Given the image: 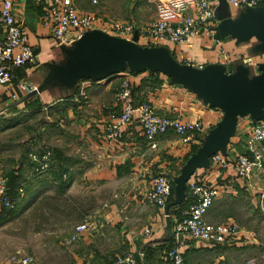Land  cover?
<instances>
[{
  "label": "crops",
  "instance_id": "0c3cea01",
  "mask_svg": "<svg viewBox=\"0 0 264 264\" xmlns=\"http://www.w3.org/2000/svg\"><path fill=\"white\" fill-rule=\"evenodd\" d=\"M73 2L79 11L130 19L137 24L149 21L155 14L153 0ZM45 8L46 3H37L35 0H13V13L27 26L28 41L35 49L36 59L32 64L17 68L10 83L0 84V120L4 122L21 117L19 122L4 128V133L7 129L25 124L26 118L35 113L52 111L54 116H51L53 119L49 124L58 129V134H53V138L62 141V144L56 143L51 147L58 151L54 162L66 167L71 180L67 187L61 188L58 178L52 173H45L48 177L44 178V183L48 181L53 184L49 186L52 192L46 194L49 197L74 195L77 192H89V187L93 193H97L92 202H87V207L91 209L80 213L79 221L75 223L93 219V227L71 240L69 238L75 224L63 233V238L57 230L54 232V241L61 249L56 264H82L85 259L100 261L131 250L143 251L139 264H169L165 251L171 245V238H168L166 231L163 208L149 202L145 195L152 186L154 175L165 173L173 178L174 174L180 172L208 130L220 119L222 112L190 88L175 84L163 73L149 69H127L126 77L132 84L135 100H146L158 113L170 117L200 119L205 132L196 142L187 144L169 130L158 135L156 145L151 147L138 121L133 118L124 126L122 137L109 142L104 135V124L111 113H117L121 108L115 99V89L124 77L123 71L98 80L74 81L68 77L61 67L70 60L68 50L74 44L62 48L55 42L43 18ZM230 10L231 17H234L237 9ZM256 43L253 37L236 43L235 38L229 35L221 39L199 35L192 38V47L186 48V51L193 57L195 66L220 62V47L236 56L250 55L258 62H264V54L255 51ZM167 45L171 52L174 45ZM179 49V46H175L176 51ZM238 61L226 65V71H232ZM250 67L253 73L258 72L257 67ZM22 82L27 88L19 86ZM81 91H84V95ZM58 104L63 106L58 108ZM252 121L249 115L238 117L235 132L227 144L229 156L242 151V141ZM40 128L43 129L41 123ZM192 175L220 189L204 219L210 223L233 221L246 234L230 245L191 239L182 248L185 263L223 264L225 261V264H264V168L255 171L248 182L237 176L231 165L222 167L210 162L196 167ZM35 188L41 189L38 186ZM37 189L34 191L39 193ZM89 200L90 196H87L83 202ZM186 201L185 197L183 202L171 208ZM178 209L171 212L172 215H177ZM146 226L152 228L151 233L141 235L139 232ZM235 251L243 254L240 263Z\"/></svg>",
  "mask_w": 264,
  "mask_h": 264
},
{
  "label": "built area",
  "instance_id": "2783aa9c",
  "mask_svg": "<svg viewBox=\"0 0 264 264\" xmlns=\"http://www.w3.org/2000/svg\"><path fill=\"white\" fill-rule=\"evenodd\" d=\"M153 1L154 17L145 23L137 24L130 19L98 16L95 13L79 11L73 0H35L37 3H46L43 18L48 23L58 45H69L84 32L95 28L127 39L137 32V38L142 45L160 46L171 43L174 45L171 54L175 59L194 65V59L187 53L186 48L192 47V38L195 36H212L218 22L214 11L216 0ZM226 2L230 8L236 9L243 6L264 5V0H226ZM175 46H179L180 49L176 51ZM219 51L222 55L220 63L225 66L237 59L252 67H257L261 63L250 55L236 56L224 47H220ZM35 59L36 52L28 41L27 26L13 13V0H0V84L10 83L17 68L32 64ZM127 72V69L123 71L124 77L115 89V99L120 103L121 108L117 113H111L104 124V135L109 142L119 140L123 135L124 126L133 118L138 121L151 147L156 145L155 140L158 135L169 130L187 144L196 142L205 132V126L200 119L184 120L180 117H170L158 113L146 100H135L132 84L126 77ZM19 86L27 88L25 82L19 83ZM81 94L84 95V91H81ZM242 148V151L232 156L224 155L220 151L213 153L209 157V162L222 167L231 165L237 176L247 182L250 181L255 171L264 168V120H253L249 124L246 137L242 141ZM28 154L32 174H44L50 170L52 163L50 148H34L29 150ZM186 189L191 197V203L178 216L164 212V206L172 193L169 175L165 173L154 175L152 186L145 195L149 202L163 208L165 218L169 216L171 219V245L165 251V258L169 264H185L182 248L191 239L230 245L246 234L245 230L233 221L210 223L204 219L208 207L220 193L219 187L204 183L191 175L186 182ZM23 191V187H19L20 196ZM14 203L15 201L8 194L7 177L3 174L0 165V206L9 208ZM93 226V219H85L75 224L69 239H74ZM151 231L152 228L146 226L139 233L147 235ZM143 255L142 250H131L100 261L85 259L82 264H139ZM8 260L17 264L34 263V257L21 249L14 250Z\"/></svg>",
  "mask_w": 264,
  "mask_h": 264
},
{
  "label": "water",
  "instance_id": "95a60500",
  "mask_svg": "<svg viewBox=\"0 0 264 264\" xmlns=\"http://www.w3.org/2000/svg\"><path fill=\"white\" fill-rule=\"evenodd\" d=\"M217 24L212 37L221 39L229 35L241 43L255 38L256 53L264 54V5L243 6L234 17L226 0L214 4ZM68 50L70 60L62 71L76 81L108 78L128 69H149L160 72L177 85L190 88L200 97L221 110V117L211 127L198 148L191 153L174 181L173 198L164 206L168 214L171 206L185 199L186 182L196 167L209 163V157L220 151L227 154V144L235 132L238 117L249 115L253 120H264V62L258 64L257 73L249 65L238 61L232 71L220 62L202 67L179 62L165 45H142L137 32L131 39L109 34L95 28L84 32ZM67 48L68 45H59ZM166 231L171 236V219L166 216Z\"/></svg>",
  "mask_w": 264,
  "mask_h": 264
},
{
  "label": "rangeland",
  "instance_id": "374dc122",
  "mask_svg": "<svg viewBox=\"0 0 264 264\" xmlns=\"http://www.w3.org/2000/svg\"><path fill=\"white\" fill-rule=\"evenodd\" d=\"M61 106L63 105L58 104L57 107ZM51 116H54L52 111L43 110L32 117H25L27 122L14 129H7L4 133L2 131L5 129H0V165L3 166V174L7 177L6 170L16 167L26 177L22 199L14 205V210L4 213L5 216L0 221V264H17L8 260L16 249L31 254L34 257L33 264H56V257L61 249L54 241V232L57 230L63 238V233L79 221L80 213L91 209L87 207V202H92L93 196L97 195L89 187L90 193L77 192L74 195L59 194L49 197L46 193L52 192L49 186L53 184L48 181L44 183V178L49 174L35 175L30 171L29 150L38 147L51 149L56 143L62 144V141L53 138V134H58V129L49 124L51 118L53 119ZM40 123L43 129L40 128ZM177 173L174 175H178ZM36 186L41 189L35 188ZM36 189L45 193L41 197L40 192L31 195ZM87 196H90V200L83 202ZM235 254L240 263L243 254L238 251H235Z\"/></svg>",
  "mask_w": 264,
  "mask_h": 264
},
{
  "label": "trees",
  "instance_id": "16d2710c",
  "mask_svg": "<svg viewBox=\"0 0 264 264\" xmlns=\"http://www.w3.org/2000/svg\"><path fill=\"white\" fill-rule=\"evenodd\" d=\"M80 80H83V79H80ZM21 119L20 116H17L15 118H13V120H9V121H4L2 122L0 120V127L1 128H5V127H8L14 123H17L19 122ZM16 121V122H15ZM254 121H258V120H254ZM196 149V148H195ZM51 151H52V163H51V168L48 172L46 173H52V175L55 177V178H58V180L60 181L59 182V185L61 186V188H65L68 186L70 180H71V176H69L67 173H66V167L65 166H62L60 164V162H58V164H56L54 162V159H55V156H58V151L56 150V148H51ZM27 158V157H26ZM28 159V158H27ZM29 160V159H28ZM29 163V167H31V162L30 160L28 161ZM64 174L66 177H64ZM6 175H7V185H8V194L10 195V197L15 201L14 205H16V203L18 201H20L22 198L21 196L19 195V187H23V183L24 181L26 180V177L25 175L20 171V169L18 168H10V169H7L6 170ZM171 188H172V193H171V196L169 197V201L172 200L173 198V193H174V181L173 179L171 178ZM24 189V188H23ZM35 193H38V191H34ZM40 192V191H39ZM34 193V194H35ZM33 194V196H34ZM18 197H20L19 199L20 200H16ZM185 197L187 198V201L190 200L191 201V197L189 195V192L188 190L185 188ZM178 207H172L170 209V212H174L177 208L178 211H179V214H178V211H177V216L181 214V211L186 208L191 202L188 201ZM14 205L12 207H4V206H0V221L3 220L4 218V213H7L8 211H12L14 210ZM172 210V211H171ZM169 248V247H168ZM167 250V249H166Z\"/></svg>",
  "mask_w": 264,
  "mask_h": 264
}]
</instances>
